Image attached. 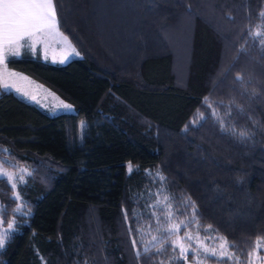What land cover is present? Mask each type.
<instances>
[{"label":"trees","instance_id":"obj_1","mask_svg":"<svg viewBox=\"0 0 264 264\" xmlns=\"http://www.w3.org/2000/svg\"><path fill=\"white\" fill-rule=\"evenodd\" d=\"M56 10L79 55L53 64L24 51L6 67L74 112L0 92V164L31 173L15 191L0 179L2 225L15 221L0 264H190L188 235L264 264V0H59Z\"/></svg>","mask_w":264,"mask_h":264},{"label":"snow or ice","instance_id":"obj_2","mask_svg":"<svg viewBox=\"0 0 264 264\" xmlns=\"http://www.w3.org/2000/svg\"><path fill=\"white\" fill-rule=\"evenodd\" d=\"M59 0H0V65L6 66V60L9 56H19L21 55L22 48H28L32 50L34 48L33 41L38 36H43L46 34H50L53 31L59 32L60 19L57 16V3ZM264 17V14H262ZM65 41L68 40L67 36H63V33H60ZM262 33H255V37H261ZM254 37V38H255ZM70 43V42H69ZM264 47V43L261 45ZM75 52V48L72 49ZM79 55V53H76ZM63 62V61H61ZM9 75H15V73H10ZM236 79H241V77L237 76ZM7 87V85H5ZM205 101H208V98L205 97ZM66 108L70 109V105H65ZM217 119L223 125V121L220 117ZM222 130L224 129L222 126ZM241 136L247 135V133L241 132L239 133ZM4 151H8L4 149ZM14 167H19L18 165H14ZM26 169H19V176L13 177L9 176L7 173L0 172V179H5L7 182H10V190H15L17 188L18 183H24V175ZM132 171L131 164L129 165V172ZM31 175V173H28ZM160 180H164L165 177L160 173H157ZM13 202L21 199V195L19 192L10 198ZM173 199L172 197H165L166 201H170ZM24 203L23 201H21ZM193 210L195 212V204H192ZM154 208L155 205H152ZM0 212H6V208H0ZM20 215H24L22 211L18 210ZM16 215L17 213H13ZM195 219V217L193 218ZM13 223H9L8 229H13ZM183 226H187L184 224ZM211 226L209 225V229ZM179 229H171L169 234H172ZM140 231L139 229L137 230ZM11 235V232L8 230L0 231V252H2L5 248L6 239ZM156 238L153 237V240ZM191 239V237H189ZM223 241L221 244V252L217 254L215 251L205 250L206 256L205 258H216L218 260H231L235 259L236 264H239V258H234L231 253L227 251L230 247H235V245H229L226 240L223 238H219ZM135 246V241L132 242ZM261 246V241H257V249ZM144 253L147 255L149 253V249L147 247L144 248ZM189 254V249H185L181 247L180 257L178 259L183 260L186 259ZM137 258L140 257V252L137 251Z\"/></svg>","mask_w":264,"mask_h":264},{"label":"rangeland","instance_id":"obj_3","mask_svg":"<svg viewBox=\"0 0 264 264\" xmlns=\"http://www.w3.org/2000/svg\"><path fill=\"white\" fill-rule=\"evenodd\" d=\"M33 43H34V48L39 47L41 50V54L43 52L42 55L44 56L43 58L44 61H49L53 64L66 63L70 61L73 57L78 56L76 54L77 53L76 51L75 52L72 51L75 56L71 55L69 51L67 52L68 50L67 48H70V50H72L73 47L68 40L65 41L63 39L60 33H50L40 36L37 39H35ZM10 73H15V75H9ZM5 85H7V87H5ZM1 91L12 92L18 95L19 97L25 99L26 101L37 105L41 109L48 111L51 114L74 112L72 107H70V109L65 107V105H69V104L60 100L52 91H50L46 87L42 86L41 84L37 83L36 81L32 80L31 78L21 73L9 69H7V73H5L4 75L0 71V92ZM84 126L85 123L81 122L79 125L81 131L83 130ZM19 169H25V168L17 167L16 169H9L0 164V172L7 173L9 176H13V177L19 176ZM27 176H28V170L25 172L24 179H26ZM7 183L10 186V182ZM19 184L22 183H18V185ZM4 230H8L10 232L13 231V229H8V226L6 227L3 226L0 218V231H4ZM189 237H191V239H189ZM185 239L195 244L194 252L197 255V257L195 262L190 264H208L203 262L201 259H198V255H201L200 256L201 258L206 256L205 250L215 251L217 254L221 252L222 242L220 241L216 243V246H213L214 241H211L210 243H206L205 240H200L197 237H192L189 235L185 237ZM210 245H212V247ZM183 248L189 249V252L191 250L190 247H183ZM258 259L260 258L254 257L250 262V264H261L259 263Z\"/></svg>","mask_w":264,"mask_h":264},{"label":"crops","instance_id":"obj_4","mask_svg":"<svg viewBox=\"0 0 264 264\" xmlns=\"http://www.w3.org/2000/svg\"><path fill=\"white\" fill-rule=\"evenodd\" d=\"M52 33H61L60 31L59 32H56V31H53ZM38 37H40V36H38ZM37 37V38H38ZM36 38V39H37ZM68 50H67V52L69 51V53L71 54V55H73V56H75L74 54H73V52H72V50H70V48H67ZM24 51H29L32 55H35V54H40V56L42 57V59L44 58V56L42 55L43 54V52H42V54H41V50H40V48L38 47H36V48H33L32 50H29L28 48H22L21 49V54L24 52ZM19 56H21V55H19ZM19 56H16V57H19ZM10 57V56H9ZM73 58H75V57H73ZM72 58V59H73ZM44 60V59H43ZM51 63V62H50ZM67 63V62H66ZM56 64H65V63H56ZM7 67L6 66H4V65H0V71H1V73L4 75L5 73H7V69H6Z\"/></svg>","mask_w":264,"mask_h":264}]
</instances>
